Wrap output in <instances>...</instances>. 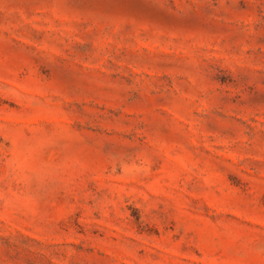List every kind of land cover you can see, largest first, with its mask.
Listing matches in <instances>:
<instances>
[{"label":"rangeland","instance_id":"obj_1","mask_svg":"<svg viewBox=\"0 0 264 264\" xmlns=\"http://www.w3.org/2000/svg\"><path fill=\"white\" fill-rule=\"evenodd\" d=\"M0 264H264V0H0Z\"/></svg>","mask_w":264,"mask_h":264}]
</instances>
